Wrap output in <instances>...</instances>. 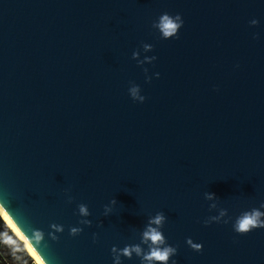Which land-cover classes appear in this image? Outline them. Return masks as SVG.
<instances>
[{
	"label": "water",
	"instance_id": "obj_1",
	"mask_svg": "<svg viewBox=\"0 0 264 264\" xmlns=\"http://www.w3.org/2000/svg\"><path fill=\"white\" fill-rule=\"evenodd\" d=\"M262 204L264 0H0V205L45 264H113L158 212L168 264H264L233 230Z\"/></svg>",
	"mask_w": 264,
	"mask_h": 264
},
{
	"label": "clouds",
	"instance_id": "obj_2",
	"mask_svg": "<svg viewBox=\"0 0 264 264\" xmlns=\"http://www.w3.org/2000/svg\"><path fill=\"white\" fill-rule=\"evenodd\" d=\"M253 23H256V21H253ZM183 24L184 21L181 18V15L177 14L175 16H171L168 13H164L159 17L158 22L155 23L153 27L159 29L164 39H169L173 37H179L178 33ZM150 47V45H145L146 50ZM130 93L133 100H139L141 103L146 100V97L139 95V89L137 87L131 88ZM207 198L213 199L214 194H208ZM73 200L74 197L69 194L68 203H72ZM112 203L114 204L115 201L113 200ZM211 207L215 208V205L213 204ZM261 209H264V204L261 205V208H253L243 212L235 219V222L233 223V230L240 235H246L254 229L264 228V211ZM110 212L111 208L108 205H105L104 214L108 215ZM78 215L81 217H87L91 215L89 207L84 203L79 204ZM224 215H226V210H221L220 216L222 217ZM219 219L220 217L213 216L208 220H205L204 224L208 225L212 221L218 222ZM165 220L166 217L164 214L158 212L155 216L149 218L148 224L145 226V229L141 234L140 243L128 244L122 249L117 246H113L111 249L113 264H123L122 257L132 259L133 256L139 257L141 264H168L170 258L177 254V249L168 244L162 231ZM79 223L90 226L92 221L81 219L79 220ZM51 227L57 232L64 231L63 227L57 224H52ZM81 232H83V228L80 227L74 226L70 229V234L72 236H77ZM28 237L31 239V242L36 245L43 239V234L39 230H34L32 231V235ZM0 243L8 244L14 250H18L17 242L5 234H0ZM187 243L193 250L198 252L202 251V246L200 244L194 243L191 238L187 240ZM145 245L147 246V249H145Z\"/></svg>",
	"mask_w": 264,
	"mask_h": 264
},
{
	"label": "rangeland",
	"instance_id": "obj_3",
	"mask_svg": "<svg viewBox=\"0 0 264 264\" xmlns=\"http://www.w3.org/2000/svg\"><path fill=\"white\" fill-rule=\"evenodd\" d=\"M0 227L2 232L0 234H5V227L8 225L4 222V220L0 216ZM11 233L12 230H10ZM7 246L5 243H0V264H37V262L32 258V256L28 253L25 247H17L18 250H14V253H5L4 248Z\"/></svg>",
	"mask_w": 264,
	"mask_h": 264
},
{
	"label": "bare ground",
	"instance_id": "obj_4",
	"mask_svg": "<svg viewBox=\"0 0 264 264\" xmlns=\"http://www.w3.org/2000/svg\"><path fill=\"white\" fill-rule=\"evenodd\" d=\"M0 216L4 220V222L8 225V227L12 230V232L23 242V246L26 248L28 253L32 256V258L37 262V264H45L36 250L32 247L30 242L24 236V234L20 231V229L16 226V224L12 221V219L8 216L5 210L0 205Z\"/></svg>",
	"mask_w": 264,
	"mask_h": 264
},
{
	"label": "flooded vegetation",
	"instance_id": "obj_5",
	"mask_svg": "<svg viewBox=\"0 0 264 264\" xmlns=\"http://www.w3.org/2000/svg\"><path fill=\"white\" fill-rule=\"evenodd\" d=\"M0 231L2 232V229H1V227H0ZM7 235V234H6ZM14 253V252H13Z\"/></svg>",
	"mask_w": 264,
	"mask_h": 264
}]
</instances>
